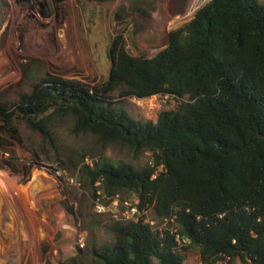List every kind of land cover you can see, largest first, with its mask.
Wrapping results in <instances>:
<instances>
[{
  "label": "trees",
  "instance_id": "1",
  "mask_svg": "<svg viewBox=\"0 0 264 264\" xmlns=\"http://www.w3.org/2000/svg\"><path fill=\"white\" fill-rule=\"evenodd\" d=\"M169 34L151 57L131 55L121 34L113 37L103 82L45 73L17 100L0 97V134L13 139L23 122L53 145L50 119L69 115L74 133L149 152L137 168L101 157L83 162L80 153V179L92 195L136 193L141 209L174 216L187 241L178 248L169 230L160 234L143 219L112 221L113 241L87 253L77 246L68 259L44 246L43 264H183L190 246L199 264H264V3L207 0ZM158 94L179 103L154 121L133 118L121 103Z\"/></svg>",
  "mask_w": 264,
  "mask_h": 264
},
{
  "label": "rangeland",
  "instance_id": "2",
  "mask_svg": "<svg viewBox=\"0 0 264 264\" xmlns=\"http://www.w3.org/2000/svg\"><path fill=\"white\" fill-rule=\"evenodd\" d=\"M163 1L63 0L56 7L51 0H2L0 97L17 100L20 93L31 92L45 73L89 84L103 82L111 68L113 37L121 34L131 55L151 57L163 48L171 29L207 2L188 0L183 15L167 19ZM121 103L133 118L154 121L161 109H174L179 101L158 94L124 98ZM72 124L69 115L50 119L53 145L23 122L17 124L18 139L0 134V153H8L0 154V264H43L44 246L68 259L77 246L87 253L92 245L114 240L107 227L112 220L94 212L91 188L83 186L80 167L101 157L137 168L150 153L103 145L93 135L74 133ZM80 153H86L83 162ZM148 216L156 217L151 207ZM199 262L197 248L188 247L183 264Z\"/></svg>",
  "mask_w": 264,
  "mask_h": 264
},
{
  "label": "built area",
  "instance_id": "3",
  "mask_svg": "<svg viewBox=\"0 0 264 264\" xmlns=\"http://www.w3.org/2000/svg\"><path fill=\"white\" fill-rule=\"evenodd\" d=\"M163 96L167 97L168 95ZM0 154L4 156L8 155L6 151H1ZM98 184L97 182L96 185ZM92 208L96 214L106 215L112 221L138 222L143 219L145 223L160 234L164 230H169L174 235L178 248L187 243L186 239L176 232V228L173 225L174 216L158 219L156 217H149L148 210L150 207L141 209L139 207V197L136 193H132L131 196H123L119 193L106 194L102 189L98 188L92 197Z\"/></svg>",
  "mask_w": 264,
  "mask_h": 264
},
{
  "label": "water",
  "instance_id": "4",
  "mask_svg": "<svg viewBox=\"0 0 264 264\" xmlns=\"http://www.w3.org/2000/svg\"><path fill=\"white\" fill-rule=\"evenodd\" d=\"M187 2L188 0H164L162 3V10L164 12V15L166 16L167 19H172L177 15H183L186 11ZM3 17H4V4L2 0H0V31L2 27ZM169 41H170V34L168 32L164 40V42L166 43L162 47L165 48L168 45Z\"/></svg>",
  "mask_w": 264,
  "mask_h": 264
},
{
  "label": "bare ground",
  "instance_id": "5",
  "mask_svg": "<svg viewBox=\"0 0 264 264\" xmlns=\"http://www.w3.org/2000/svg\"><path fill=\"white\" fill-rule=\"evenodd\" d=\"M9 256H10V255H9ZM9 259H10V258H9ZM13 259H14V258H13ZM14 260H15V259H14ZM14 260H13V261H14Z\"/></svg>",
  "mask_w": 264,
  "mask_h": 264
}]
</instances>
